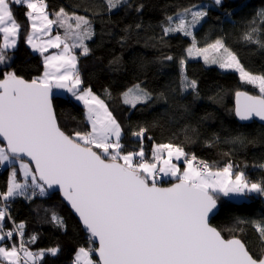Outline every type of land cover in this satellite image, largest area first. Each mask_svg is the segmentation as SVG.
Returning a JSON list of instances; mask_svg holds the SVG:
<instances>
[{
  "label": "snow or ice",
  "instance_id": "snow-or-ice-1",
  "mask_svg": "<svg viewBox=\"0 0 264 264\" xmlns=\"http://www.w3.org/2000/svg\"><path fill=\"white\" fill-rule=\"evenodd\" d=\"M107 3L111 10L123 0H107ZM214 3L221 6L222 0ZM13 5L26 6L28 10L25 15L32 31L27 43L34 50L42 55L48 48L63 45V50L44 56V72L39 78L27 81L14 71L3 73L0 78V138L4 142L0 146V165L19 162V171L25 177L23 184L18 183L17 172L11 173L7 192L2 194L5 207L0 208V222L5 219L9 198L24 195L29 186L39 189L40 195L45 194V185L48 189L58 186L89 233L90 246L77 250L73 264H264V258H254L241 239L235 236L226 239L210 224V215L217 210L220 196L242 198L253 193L264 196V182H250L243 171L234 172L232 164L217 170L206 162L197 166L193 163L195 156L189 159L183 148L172 144L154 145L153 162L144 158L143 147L138 152L122 154L120 124L91 89L80 87L82 80L72 49L79 47L83 55L88 54L83 42L92 36L90 22L83 16L67 17L63 9L55 14L56 20L49 19L45 0H0V34L4 41L0 45V65H7L11 57L6 50L14 49L17 44L20 24L14 17ZM204 7L185 8L178 16L190 15L191 19L180 18L175 26L165 27L164 34L182 32L191 36L192 28L208 16ZM257 16L261 18V27H251L243 39L264 48V39L254 38V34L264 29V10ZM68 19H74L75 25L67 23ZM168 20L172 21V17ZM56 23L61 27L67 24L65 38L57 35L41 41V36L48 34ZM187 53L189 57H202L205 64L234 69L242 82L257 86L260 95L235 92L234 111L240 120L255 116L264 121V75L246 71L222 39L200 48L193 37ZM180 64L183 69L185 60L181 59ZM197 87L195 80L189 81L182 75V91L189 88L195 91ZM53 88L64 89L83 103L90 131L67 135L61 130L51 99ZM123 95L124 102L133 107L153 99L152 93L140 84ZM145 131L141 127L133 136L142 137ZM24 156L34 163V171L22 159ZM181 157L185 163L183 172L172 163L173 158ZM160 173L171 175L178 182L159 187L156 180ZM52 220L64 227L63 220L55 214ZM23 227L20 224L16 228L21 236ZM255 227L264 241V226ZM5 236L12 238L13 232L0 235V240ZM35 239L32 237L29 243ZM95 241L99 247L93 248ZM46 251L55 256L59 249ZM93 252L99 261L93 260ZM21 253L23 264L30 261L36 264L45 255L44 250L30 252L21 241L19 248L0 247V261L21 264Z\"/></svg>",
  "mask_w": 264,
  "mask_h": 264
},
{
  "label": "trees",
  "instance_id": "trees-1",
  "mask_svg": "<svg viewBox=\"0 0 264 264\" xmlns=\"http://www.w3.org/2000/svg\"><path fill=\"white\" fill-rule=\"evenodd\" d=\"M45 5L52 17L63 9L67 15L83 16L90 22L92 36L85 44L89 52L83 55V49H79L75 53L81 87L91 89L104 101L120 124L122 154L143 147L144 158L153 162L154 145L172 144L183 148L189 159L195 156L196 165L202 159L208 160L212 169L232 164L233 171H243L250 182H264V126L256 122L243 124L234 111L235 92L260 95L258 87L242 82L235 72L205 64L202 57H189L187 53L193 37L200 48L222 39L247 71L264 75V48L243 39L251 27H261L257 13L264 10V0H222L221 6L214 0H123L111 10L107 0H45ZM193 5L205 6L208 16L192 28V35H165V27L175 26L180 18L191 19L190 15L178 14ZM12 11L20 30L16 48L6 50L11 59L7 65H0V78L14 71L31 81L43 74L44 58L27 43L31 26L26 6L13 5ZM255 36L264 39V29ZM168 56L173 59H165ZM181 59L185 60L183 69ZM182 75L195 80L197 90L182 91ZM136 84L152 93L151 102L135 107L124 102L123 93ZM52 101L59 127L67 135L91 130L84 105L72 95L54 92ZM141 127L146 129L144 135L133 136ZM179 162L185 165L184 157ZM12 167L16 165L0 166V208L5 207L2 194L7 192ZM18 174L17 180L21 181ZM165 177L157 178L156 183L169 185L177 181ZM217 202L219 211L212 225L226 239H241L254 258H263L264 241L255 225L264 226V196L249 194L243 201L220 196ZM6 203L1 233L12 231L13 236H5L2 244L19 247L23 241L32 253L44 250L37 264H73L77 250L90 246L89 235L58 193L46 190L40 195L39 189H32ZM53 214L63 220V228L52 220ZM20 224L24 226L22 236L16 230ZM32 237H36L35 242L29 243ZM54 247L59 251L52 256L46 250ZM92 257L95 260L94 252Z\"/></svg>",
  "mask_w": 264,
  "mask_h": 264
},
{
  "label": "rangeland",
  "instance_id": "rangeland-1",
  "mask_svg": "<svg viewBox=\"0 0 264 264\" xmlns=\"http://www.w3.org/2000/svg\"><path fill=\"white\" fill-rule=\"evenodd\" d=\"M45 11H46V13L48 14V17H49V19H52V20H56L57 19V17H55L56 15V13L54 14V17H52L51 16V14L46 10V8H45ZM67 14V13H66ZM75 15H67V17H74ZM67 23H71V24H75V20L74 19H68L67 20ZM57 24H59V23H57ZM55 25V24H54ZM53 25V26H54ZM63 28V37H61L62 39H64L65 38V35H66V30H67V24H65V26L64 27H62ZM92 30V29H91ZM31 33V32H30ZM29 33V34H30ZM28 34V35H29ZM27 35V36H28ZM57 36V34L55 33V32H49L48 33V35L47 36H44L43 38H41V41H46V40H48L49 38H54V37H56ZM18 37V36H17ZM16 37V38H17ZM88 39H85L84 40V45L86 44V41H87ZM70 41V40H69ZM4 42V41H3ZM3 42H2V44H3ZM71 43V42H70ZM0 45H1V35H0ZM17 45V44H16ZM191 47V46H190ZM80 49H82V48H80ZM63 50V45H61V47L60 48H48V50L46 51V52H48L46 55H52V54H57L56 52H61ZM75 53V51L74 52H72V54L73 55H75L74 54ZM6 54L8 55V52L6 51ZM9 56V55H8ZM44 56V55H43ZM194 56V55H193ZM44 58V57H43ZM194 58H196V56L194 57ZM213 65H216V64H213ZM218 66V65H217ZM223 70H226V69H223ZM246 70V69H245ZM226 71H232V72H235V73H237L238 75H239V73L237 72V71H235L234 69H227ZM247 71V70H246ZM249 72V71H248ZM251 73V72H250ZM252 74H254V73H252ZM254 75H259V74H254ZM240 77V76H239ZM55 93H57V94H61V95H65V94H67V91L66 90H64V89H56L55 88ZM101 100V99H100ZM104 102V101H103ZM104 104L106 105V103L104 102ZM106 107L108 108V106L106 105ZM109 110V109H108ZM0 146H4V145H2L1 143H0ZM182 158V157H181ZM174 159V158H173ZM191 159V158H190ZM26 163H29L27 160H24ZM139 160L137 159V162H138ZM148 161V160H147ZM150 162V161H149ZM172 163H174V161H172ZM194 163V162H193ZM12 164H15L16 165V168H14V167H12V169H11V171H10V176H11V173L15 170L16 172L18 171L19 172V174H18V172H17V174H18V176L19 177H21L22 178V180L21 181H18L17 180V176H16V181L18 182V183H24L25 182V177L23 176V174L22 173H20V171H19V162H13V163H11V164H9V163H5L4 165H0L1 166V168H4V167H7V166H9V165H12ZM174 164H176L177 165V167L180 169V171L181 172H183V170H184V167L185 166H183V165H181V162H179L178 160H176V162L174 163ZM31 167V166H30ZM33 169V168H32ZM213 170H217V169H213ZM10 176H9V180H10ZM163 176H165V175H163ZM167 177V176H166ZM172 177V176H171ZM158 178V177H157ZM174 179H176V178H174ZM27 180H28V184L29 185H31V177H28L27 178ZM32 187L31 186H29L26 190H25V194H29V193H31V191H32ZM254 194V193H253ZM249 197V195L248 196H246V197H242V198H235V197H228V198H230V199H232V200H236V201H243V200H245V199H247ZM0 235H3L1 232H0ZM16 246V245H15ZM0 247H6V248H11V247H8L7 245H4V244H2V240H0ZM16 247H18V246H16ZM19 248V247H18ZM21 254H23V253H21ZM93 258V257H92ZM94 260V259H93ZM94 261H96V260H94ZM6 262V261H5ZM7 263V262H6ZM32 263V262H31ZM21 264H23V259H21Z\"/></svg>",
  "mask_w": 264,
  "mask_h": 264
},
{
  "label": "water",
  "instance_id": "water-1",
  "mask_svg": "<svg viewBox=\"0 0 264 264\" xmlns=\"http://www.w3.org/2000/svg\"><path fill=\"white\" fill-rule=\"evenodd\" d=\"M27 81H28V80H27ZM53 91L55 92V90L52 89V92H51V99L53 98V94H54ZM245 92H246V91H245ZM248 93H249V92H248ZM249 94H250V93H249ZM250 95H253V94H250ZM52 103H53V101H52ZM53 109H54V106H53ZM54 114H55V110H54ZM55 116H56V114H55ZM236 117H237V116H236ZM237 118H238V117H237ZM56 120H57V118H56ZM238 120H239L241 123H243V124H250V123L256 122V123H258V124L264 126V121L260 120L259 117H255V116L252 117V118L249 119V120H240L239 118H238ZM57 123H58V120H57ZM58 126H59V124H58ZM61 130H62V129H61ZM62 131H63V130H62ZM65 134H66V133H65ZM0 143H1L2 145H4V142L2 141V138H0ZM22 159H23V160H27V161L30 163V159H29L27 156L22 157ZM30 164L32 165V168H33V171H34V170H35V165H34V163H30ZM37 179H39V178L37 177ZM177 182H178V180L175 181V182H173V183H171V184H169V185H162V184H158V183H157V185H158L159 187H170L172 184L177 183ZM41 183H43V182H41ZM45 188H46L47 192H49L50 194L58 193V194L60 195V197H61V199L63 200V202L66 204V206L70 209V211L72 212V214L77 218L78 222L81 224L83 231H84L87 235H89V233L85 230V228H84V226H83V224H82V222H81V220H80L78 214L75 213V211L71 208V205L69 204V202H68L66 199H64V197H63V195L61 194V192H60L58 186H54L52 189H48V188H47V185H45ZM217 203H218V202H217ZM218 211H219V204H218V208H217V210H215L214 213L210 215V224H211V226H213L212 223H211L212 218L217 214ZM213 227H215V226H213ZM215 228H216V227H215ZM224 238H225V237H224ZM93 244L95 245V248H96V247H99V243H98V241H95ZM94 257H95V260H96V261H99V256H98L95 252H94ZM263 258H264V257H263Z\"/></svg>",
  "mask_w": 264,
  "mask_h": 264
},
{
  "label": "crops",
  "instance_id": "crops-1",
  "mask_svg": "<svg viewBox=\"0 0 264 264\" xmlns=\"http://www.w3.org/2000/svg\"><path fill=\"white\" fill-rule=\"evenodd\" d=\"M55 17H56V16H55ZM29 22H30V21H29ZM74 25H75V24H74ZM74 25H73V26H74ZM30 26H31V23H30ZM31 31H32V30H31ZM52 31L55 32L57 35H59V33H60L59 36H60V37H63V33H64V32H63V28L60 26V24H57V23H56L54 26H52L51 32H52ZM0 35H1V45H2V42H3V34H0ZM47 35H48V34L43 35V36H41V38H43L44 36H47ZM41 38H40V39H41ZM16 40H18V37L16 38ZM38 42H39V41H38ZM68 42L70 43V42H72V41L70 40V41H68ZM28 45H29V44H28ZM16 46H17V45H16ZM29 46H30V48L32 49V51H34L35 53H39V54H41V52L34 50V49L32 48L31 45H29ZM15 48H16V47H15ZM79 49H80L79 47H78V48H73V49H72V52L75 51V53H76V51L79 50ZM10 50H13V49H10ZM47 53H48V52H44L43 55L46 56ZM56 53H58V52H56ZM75 53H74V54H75ZM41 55H42V54H41ZM43 55H42V56H43ZM44 56H43V57H44ZM42 75H43V74H42ZM42 75H41V76H42ZM41 76H40V77H41ZM80 87H81V86H80ZM81 89H84V88L81 87ZM54 90H55V88H54ZM67 94L71 95V94L68 93V92H67ZM78 102H79V101H78ZM80 103L83 104L82 102H80ZM174 159H175V158H174ZM181 159H183V157H182ZM181 159H180V160H181ZM175 160H176V159H175ZM178 161H179V160H178ZM183 166H185V165H183ZM163 175H164L163 173H160V174L158 175V178H161ZM165 179L168 180V179H173V178H171V175H168L167 177H165ZM30 262H31V261H30ZM30 262H29V263H30Z\"/></svg>",
  "mask_w": 264,
  "mask_h": 264
},
{
  "label": "built area",
  "instance_id": "built-area-1",
  "mask_svg": "<svg viewBox=\"0 0 264 264\" xmlns=\"http://www.w3.org/2000/svg\"><path fill=\"white\" fill-rule=\"evenodd\" d=\"M59 35H60V33H59ZM139 160V159H138ZM200 162H206L209 166H210V162L208 161V160H205V159H202V160H198V163H197V166H199L200 165ZM20 246V245H19ZM18 248V247H17ZM21 255V258L23 259V254H20ZM29 264H32L31 262L29 263ZM36 264H37V262H36Z\"/></svg>",
  "mask_w": 264,
  "mask_h": 264
}]
</instances>
